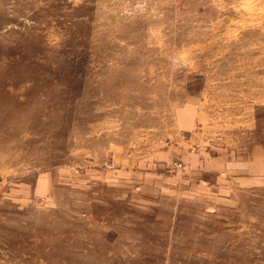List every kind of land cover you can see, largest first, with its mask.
<instances>
[{
  "label": "rangeland",
  "instance_id": "rangeland-1",
  "mask_svg": "<svg viewBox=\"0 0 264 264\" xmlns=\"http://www.w3.org/2000/svg\"><path fill=\"white\" fill-rule=\"evenodd\" d=\"M0 264H264V0H0Z\"/></svg>",
  "mask_w": 264,
  "mask_h": 264
},
{
  "label": "crops",
  "instance_id": "crops-1",
  "mask_svg": "<svg viewBox=\"0 0 264 264\" xmlns=\"http://www.w3.org/2000/svg\"><path fill=\"white\" fill-rule=\"evenodd\" d=\"M253 140H254V139L251 137V140H250V146H251V147L254 146V145H253V143H254ZM238 163H239V162H238ZM238 163H237V164H238Z\"/></svg>",
  "mask_w": 264,
  "mask_h": 264
}]
</instances>
